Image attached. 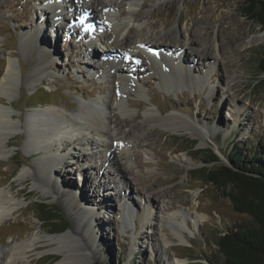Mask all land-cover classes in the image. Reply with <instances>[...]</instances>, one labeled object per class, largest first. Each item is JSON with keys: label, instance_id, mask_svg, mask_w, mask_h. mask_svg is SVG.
Here are the masks:
<instances>
[{"label": "rangeland", "instance_id": "1", "mask_svg": "<svg viewBox=\"0 0 264 264\" xmlns=\"http://www.w3.org/2000/svg\"><path fill=\"white\" fill-rule=\"evenodd\" d=\"M91 1L0 0V81L4 79L7 64L14 63L13 83L7 89L13 107L3 99L7 116L0 137L7 136L11 130L15 132L10 143L4 145L0 140V190L9 189L13 183L21 188V174L31 178L38 172V166L48 164L47 156L54 160L51 174L42 172L41 181L32 180L26 185L27 192L17 199L21 206L7 219L0 220V251L2 248L8 251L17 241L32 235L51 234L57 225L66 227L65 233H71L78 225L79 232L70 234L69 238L75 246L85 245L84 240L89 241L90 233H97L95 245L81 254L83 259L90 258L89 264H177L176 257L186 260L182 264L222 262L216 245L218 238L229 229L252 226L253 219L235 212L220 189L199 179L198 170L214 165L207 161L212 152L221 162L227 163L226 155L234 144H239L244 153H264V73L259 69L264 50L261 32L264 26L246 13L245 0H211V3L209 0H173L171 3L138 0L141 5L136 14L148 10L141 16L145 37L153 40L165 36L164 39L170 41L173 36L175 44L191 33L198 38L192 51L205 49L211 55L198 53L194 56L191 49H185L187 54L182 67L188 65L197 87L184 77L180 81L169 61L166 62L167 70L174 76L165 84L160 82L145 57L135 61L137 74L115 77L112 75L117 65L125 63L120 57L108 55L111 53L98 40L104 29L98 24L104 22L102 11L99 12L104 4L89 13V18L97 19V24L82 12V6L86 7ZM120 2L126 4L124 9L128 11L129 3L118 0ZM59 3L66 5H63L65 9L50 12L52 6L57 10ZM98 4L95 1V5ZM209 10L210 18L201 22V16ZM55 16L59 20L56 21ZM196 23L202 28L196 30ZM227 24L234 29L230 35L222 32ZM133 31L130 33L132 39L138 38V30L134 28ZM238 38L241 43L236 41ZM250 39L254 41L248 43ZM213 43L219 45V57L213 54ZM48 49L53 65L44 72L41 81L32 85L31 70ZM171 55L181 58L176 48ZM104 59L110 62H102ZM89 63L92 64L90 68ZM138 81L143 87H137ZM105 99L115 101L116 108L121 104L134 112L122 115L119 108L113 112L119 113L123 120L134 117L133 123L137 125L131 128L123 122L117 124L118 129L115 123L114 130L117 129L112 131L128 141L127 159L122 155L115 157L116 153L105 148L98 150L95 144L80 148L69 138L65 139V147L60 151L27 149L28 135L37 131L46 135L52 114L60 112L82 122L85 120L81 121V117H88L83 111L90 108L92 114L98 116L97 106L104 105ZM67 104L69 107H65ZM148 109L163 116L172 112L189 116L194 126L204 127L208 133L192 135V128L172 131L148 123L144 115ZM106 115L105 112L101 118ZM55 119L60 125L61 120ZM61 127L64 129L63 124ZM152 131L156 134L150 139L147 135ZM84 132L94 143L101 139L95 131ZM130 132L137 137L132 138ZM107 141L111 144L109 138ZM184 153L191 156L196 165L180 162L178 158ZM127 165L131 172H125L127 176L124 174V177L120 169ZM139 185L165 192V201L174 200V206L168 210L155 207L153 222L147 226L138 221L134 223L137 214L148 208L139 199ZM72 193L82 197L81 204L73 201L75 195L72 197ZM183 200L187 203H182ZM41 204L53 209L51 213L57 220L51 221L52 228L40 218L45 215L39 210ZM88 209L93 210V214L85 215ZM127 210L128 215L125 214ZM195 210L206 215L199 225L190 219L195 217ZM176 211L180 214L179 221L183 220L182 216L189 217L185 237L190 244L181 243L168 227L172 224L169 215ZM90 217L94 219L89 222ZM88 222L90 227L86 225ZM161 229L166 230L171 240L169 248L161 240L164 234ZM52 247L49 244L39 246L30 256V264H56L60 256L49 250ZM1 254L0 264L4 261Z\"/></svg>", "mask_w": 264, "mask_h": 264}, {"label": "bare ground", "instance_id": "2", "mask_svg": "<svg viewBox=\"0 0 264 264\" xmlns=\"http://www.w3.org/2000/svg\"><path fill=\"white\" fill-rule=\"evenodd\" d=\"M95 1L97 3H99L98 5H95ZM126 1V3L128 2L129 5V10L126 11L124 9V6L126 5L125 3H118V0H92L90 3H88V5L86 7H83L82 5V12H84L88 18H89V13L93 12L94 10L98 9V7L102 4H104L102 6V8H100L99 12L102 13L103 18H104V22H99V26H104V29L101 33V35L99 36L98 40L101 42V44H103L105 46V48L107 49L106 51L110 56H112L113 58H122L124 60L125 64H118L117 67L115 68V73L112 76L117 77L118 75H122V76H127V75H135L138 73V66L135 65V61H139L140 58H146L149 61L150 66L154 69V71L158 74L159 76V80L162 83H167L168 78L172 77L174 75H172L170 72H168L167 70V64L166 62L169 61L171 63V65L173 66L175 72H177L179 74V80L182 81L183 77L186 80H190L192 82H194V85L197 87L198 83L196 78L194 77V75H191L190 73V69L187 67L183 68V60L185 59V56L187 54V51H185V49H191V54L192 55H196L202 54V55H211L210 52H206L205 49H203L201 52L195 50L192 51L194 48H192V46L194 44H196L197 39L198 38H194L191 33H189L188 35H186L187 37L185 38L184 41L182 42H178L173 44V36L170 38V41H168L167 39H164L165 36L157 39V37H153L154 39L152 40L150 37H145V35H143V31H142V25L143 22H141L143 19L141 18V16L147 14L148 10L147 9H143L140 11L141 15H137V9L138 7L141 5L138 0H124ZM176 1H183V0H176ZM166 3V2H173V0H156L155 3ZM207 2V1H206ZM211 3V0L208 1V3ZM67 3V2H66ZM64 4H58L57 10H55V8H53L52 6V10L50 12L56 13L55 11L58 12H62L66 5ZM67 5H69V3H67ZM159 5V4H158ZM208 7V6H206ZM48 8V7H47ZM120 9H123L121 12L117 13L116 11ZM142 9V8H141ZM115 11V13H114ZM71 13V11H68ZM73 12V11H72ZM207 13V12H206ZM94 16H96V14H94ZM210 18V10L207 14H203L201 16V22L202 21H206ZM55 20H59L58 17L56 18L55 16ZM61 20V19H60ZM89 20H92L89 18ZM94 22H96L97 24V19L92 20ZM200 22V23H201ZM199 23V24H200ZM230 23V22H228ZM196 26V30L199 28H202L200 25H198V23L195 24ZM189 27L188 30L191 29V26ZM137 29L138 30V34L139 37L136 39H132L130 33H132L133 29ZM152 28H155V26H153ZM187 30V29H185ZM194 30L196 33H198V31ZM233 27L227 25H224L222 32L223 33H227L230 35L232 34L233 31ZM134 32V31H133ZM263 36H264V30L261 31ZM135 33V32H134ZM186 33V32H185ZM143 35V36H141ZM260 35V34H259ZM254 36V35H253ZM256 36V34H255ZM254 36V37H255ZM155 40H158L157 43ZM238 43H241L242 40L241 38H238L236 40ZM254 41V39H250L248 40V43ZM168 42V43H167ZM177 42V41H176ZM159 43V44H158ZM208 46V45H207ZM211 46H213L212 51L213 54L219 57V45H217V43H213ZM236 47H238L239 45H235ZM173 48H176V50L178 52L181 53V58L177 59L175 57H173L171 55V52L173 51ZM207 49V47H206ZM114 50V52H113ZM112 51V52H109ZM205 51V52H204ZM194 53V54H193ZM212 54V56H213ZM215 56V57H216ZM222 56V58L224 59L223 55H220V57ZM210 57V56H209ZM214 57V58H215ZM216 61V60H215ZM102 62H106L109 63L110 60H105ZM142 62V61H141ZM103 63V65H104ZM53 65V60H52V53L51 50H46L44 52V56L42 57L41 61L38 62L34 68L31 70V73L33 74L31 77V81L30 83L32 85H35V82L37 81H41L43 79V75L44 72L49 69L51 66ZM92 64L89 63V68ZM87 67V66H86ZM142 67H144L142 65ZM13 70H14V63L13 62H9L7 64V68H6V72L4 74V79H2L0 81V132L5 129V124H6V112L4 109L5 104V100H7L11 106L13 107V101L12 98L9 96V88H11V85L13 83ZM91 74H94V72ZM37 79V80H36ZM121 79V78H120ZM125 79V78H124ZM178 80V82H179ZM171 82V81H170ZM138 86L137 87H143V84L141 81H138ZM141 89V88H140ZM113 98V96L111 97ZM3 99H5L3 101ZM106 100V99H105ZM150 101L155 104L159 110V112L162 113L161 109L159 108V106L152 101L151 97H150ZM114 102L111 99H108L105 101V103H103L104 105L102 106H97L99 112H98V116L97 115H93L92 114V109H85L83 112L85 113L86 116H88L86 119L85 117H81V121L79 122L78 119L75 118H69L66 117L65 115H61L62 113H56V114H52L50 117H52L51 119L48 120V130L45 129L46 135H41L40 132H35L33 134H29L28 135V140L26 141V147L29 150H51V151H60L62 148L65 147V141L69 140L71 141V143H74L76 146L79 145L80 148H84V146H91L92 144H95V148H98V150H101L102 148H105L106 150H110L112 153H116V156H121L122 158H128L129 157V143L128 141L123 138L120 134L116 133L115 134L112 131H115L117 128L119 129L118 125H121V123L126 122L125 125L129 126L131 128L136 127L137 125L133 123V119H120L119 118V113H113L115 110H117L118 108L121 110V114L122 115H128L129 113H134L132 112V110H127L124 108V106H121V104H117V108L116 106H114ZM120 102V101H119ZM88 105V104H87ZM94 105V104H93ZM131 105V104H130ZM119 106V107H118ZM65 107H69V105H65ZM86 107V106H84ZM93 107V106H91ZM82 108V107H81ZM94 109V108H93ZM103 109L105 110L103 112ZM119 110V111H120ZM264 110V108H263ZM105 112L107 113V115L102 119L101 116L105 115ZM118 112V111H117ZM161 113H158L157 111L153 110V109H148L146 110V112L144 113L145 115V121L148 123H154L160 126H165V128L167 130H172V131H180V130H186L189 128H192L191 134L192 135H196L199 134L200 135H207V131L204 127H196L193 125V123L191 122L189 116H183L181 114L178 113H170L167 114L165 116H163ZM12 114L10 113L9 116H11ZM59 115V116H58ZM121 115V116H122ZM124 117V116H123ZM55 118L60 119V125H59V121L58 123L56 122L57 120ZM67 121H70L71 123H73V127L70 128L67 123ZM65 123V126H68L69 130H64L61 127L62 123ZM80 123V124H79ZM115 123H116V129L115 128ZM104 124H107L108 127L104 126ZM118 124V125H117ZM193 125V127H191ZM139 126V125H138ZM79 127V129L77 131L76 128ZM123 124H122V128H123ZM121 128V129H122ZM194 128V129H193ZM38 130V129H36ZM90 130L95 131L94 134H97L101 139L98 141V143H94L93 141H91V139L86 137V133L84 131H88ZM65 131H68L65 133ZM121 132V131H120ZM12 133L14 134V131H9L8 135H1L0 140L1 142L5 144L10 143V138ZM88 134V133H87ZM156 132L152 131L150 132L147 137L148 138H153L155 136ZM126 135V134H125ZM128 135V134H127ZM130 136L133 137H137L135 134L133 133H129ZM128 135V136H129ZM191 135V136H192ZM75 136V137H74ZM102 138H105V140H103ZM108 138L111 140V144H109V142L107 141ZM67 139V140H65ZM130 140V139H129ZM131 145V144H130ZM199 145H203V139L201 140ZM3 146V145H2ZM54 146V147H53ZM44 147H47V149H44ZM69 153V152H68ZM60 156V155H59ZM47 165L42 164L41 166H38V172H36L35 174H33V177H28V176H24V174H21V178H20V182L19 184L22 185L21 188H17V184L13 183L12 186L7 189V190H0V220L3 221L5 219H7L10 215H12L15 211H17V209L21 206V202H19L18 196L19 195H24L27 192V186L29 183H31L32 180H40L41 177V173L42 172H48L49 174H51L50 171V167L54 164V160L52 158H50L49 156H47ZM178 160L182 163H184L187 166H194L196 165L195 160L193 158H191V156L187 155V154H183L182 156H180L178 158ZM120 172L124 175L125 172H131V168H129V166H125L122 167L120 169ZM41 174V175H40ZM126 175V174H125ZM124 175V177H125ZM127 176V175H126ZM43 183V182H42ZM54 183H58L57 180H54ZM138 189V195H139V199L140 201L148 208L144 209L142 211V213H138L136 220H134V223H136V221H138V223L143 224L144 226H147V224H149V222H151L154 218V208L155 207H162L164 210H168L170 209V207L174 206V200L169 199L168 201H165L166 198V194L165 192H161V191H157L155 189H151L150 186L145 188L141 185H139V187L137 186ZM72 193V197H73ZM75 195L74 196V202L81 204L82 203V197L78 198ZM163 202L165 203L163 205ZM182 203L186 204L187 202L185 200L181 201ZM190 211V208H189ZM196 211V215L195 217H190L192 222H195L197 225L201 224V222H203V220L205 219L206 215H204V213L200 214V212L198 213L197 210ZM191 213V212H190ZM85 215H91L93 214V210L88 209L87 211L84 212ZM125 214L128 215V210L125 212ZM180 216L179 211L177 212H173L172 214L169 215V218L172 222V224L169 226L170 227V231L172 236H174L175 238H177L181 243L185 242L186 244H190V242L186 239L185 237V229L189 228V217L186 216H182L183 220L179 221L178 217ZM94 217H90L89 218V222L91 220H93ZM87 223V227L90 225V223ZM153 222V221H152ZM90 227V226H89ZM149 227V226H148ZM83 228V232L85 231V226L82 227ZM79 226L76 225L73 227V229L71 230V233H44V234H40L37 235L35 234L34 236L32 235L30 238L24 239V240H20L17 241L14 245H12L10 247V249L8 251H4V248L1 249V256L2 258H4V261L1 262L2 264H30L31 263V258L30 256L32 255V253L34 251L38 250V247L41 245H52L53 247L50 248L49 250L56 253L57 255H59V261L56 264H89L90 263V258L88 259H83L81 254L82 251L87 250V248H91L92 246L95 245V242L97 241V233L92 232L90 233V237H89V241L84 240L85 245L81 244V246H75L73 244V240L71 241L69 238L70 234L72 235H76L79 232ZM191 230V229H190ZM42 231V230H41ZM162 232H164V234L161 235V240L164 243V246L166 248H169L170 244H171V240L169 239V237L167 236L166 230L161 229ZM43 232V231H42ZM82 232V230L80 231ZM84 238L86 239V237L84 236ZM88 240V239H87ZM3 251V252H2ZM134 250L132 249L131 253L132 255L134 254L133 252ZM83 255V254H82ZM1 261V260H0ZM175 262L177 264H182L185 263L186 260L181 259L179 257H176Z\"/></svg>", "mask_w": 264, "mask_h": 264}, {"label": "trees", "instance_id": "3", "mask_svg": "<svg viewBox=\"0 0 264 264\" xmlns=\"http://www.w3.org/2000/svg\"><path fill=\"white\" fill-rule=\"evenodd\" d=\"M246 13L264 26V0H245ZM259 69L264 73V50L259 61ZM239 144H234L226 155L228 162L219 163L218 155L210 153L208 162L212 167L199 169V179L213 184L226 196L235 212L247 214L253 225L229 229L222 234L216 245L222 262L211 264H264V153H244ZM45 215L43 222L57 220L53 209L45 204L38 206ZM65 228L54 227L52 232ZM99 264V263H94Z\"/></svg>", "mask_w": 264, "mask_h": 264}, {"label": "water", "instance_id": "4", "mask_svg": "<svg viewBox=\"0 0 264 264\" xmlns=\"http://www.w3.org/2000/svg\"><path fill=\"white\" fill-rule=\"evenodd\" d=\"M67 120H69V118L67 119ZM70 121H67V122H65V123H69ZM65 123H62L63 125L65 124ZM217 155V154H216ZM218 158H219V163H224V162H221V160H220V157L218 156ZM57 228H60L58 225L56 226ZM64 230H66V227H65V229ZM64 230H61V231H57V232H52V233H59V232H63ZM94 263H96V262H94ZM94 263H92V264H94Z\"/></svg>", "mask_w": 264, "mask_h": 264}]
</instances>
